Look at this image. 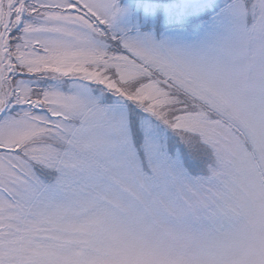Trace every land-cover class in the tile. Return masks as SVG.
<instances>
[{
    "label": "snow or ice",
    "instance_id": "1",
    "mask_svg": "<svg viewBox=\"0 0 264 264\" xmlns=\"http://www.w3.org/2000/svg\"><path fill=\"white\" fill-rule=\"evenodd\" d=\"M0 264H264V0H0Z\"/></svg>",
    "mask_w": 264,
    "mask_h": 264
}]
</instances>
